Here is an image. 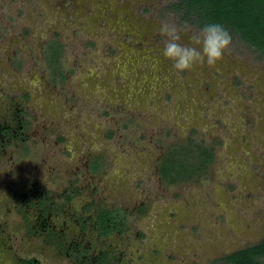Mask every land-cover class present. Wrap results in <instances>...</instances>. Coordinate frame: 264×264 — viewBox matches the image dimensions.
I'll list each match as a JSON object with an SVG mask.
<instances>
[{
	"label": "rangeland",
	"instance_id": "obj_1",
	"mask_svg": "<svg viewBox=\"0 0 264 264\" xmlns=\"http://www.w3.org/2000/svg\"><path fill=\"white\" fill-rule=\"evenodd\" d=\"M177 2L0 0V132L25 134L0 135V264H95L56 249L78 239L107 264H208L264 237V61L231 34L216 65L177 73L162 26L181 44L202 29ZM167 153L186 181L160 178ZM38 195L65 208L35 233ZM103 208L121 234L83 227Z\"/></svg>",
	"mask_w": 264,
	"mask_h": 264
},
{
	"label": "trees",
	"instance_id": "obj_2",
	"mask_svg": "<svg viewBox=\"0 0 264 264\" xmlns=\"http://www.w3.org/2000/svg\"><path fill=\"white\" fill-rule=\"evenodd\" d=\"M173 6L178 11L183 10V18L196 24L198 28L210 23L221 24L230 34L237 35L240 40L257 51L264 61V0H178ZM195 148L201 160L199 163L206 167L212 159V151L207 152L201 149L200 145H196ZM176 153L177 151L175 155ZM189 153L190 150L186 149V155ZM170 155L164 154L161 159L166 166L165 172H162L159 167L160 178L168 184L186 181L190 176L187 178L178 176L177 164L167 163V156ZM164 157L166 159H163ZM92 223L101 237L110 232H122L124 227L115 217V213L107 208L100 210ZM106 256L100 258L98 264H107ZM24 263L36 264L30 259L24 260ZM208 264H264V237L254 244L246 245L222 256L219 261L213 260Z\"/></svg>",
	"mask_w": 264,
	"mask_h": 264
},
{
	"label": "clouds",
	"instance_id": "obj_3",
	"mask_svg": "<svg viewBox=\"0 0 264 264\" xmlns=\"http://www.w3.org/2000/svg\"><path fill=\"white\" fill-rule=\"evenodd\" d=\"M161 32L167 36L163 56L172 62V67L180 74L191 71L198 63L216 65L233 42L230 32L219 23L205 24L191 38V44L196 46L179 43L180 36L175 27L163 25Z\"/></svg>",
	"mask_w": 264,
	"mask_h": 264
},
{
	"label": "flooded vegetation",
	"instance_id": "obj_4",
	"mask_svg": "<svg viewBox=\"0 0 264 264\" xmlns=\"http://www.w3.org/2000/svg\"><path fill=\"white\" fill-rule=\"evenodd\" d=\"M15 122L18 124L17 128L19 130H16V128H12L9 131H6L7 129L6 130L2 129V131L0 132V135L3 136L6 133L10 132L13 137H19L21 135L20 139L23 140L25 138L24 137L25 134H24V130H23V125H21L22 119L20 118V119H18ZM9 138H10V136H9ZM1 141L4 142L3 139ZM27 192L28 191H23V193H22L23 197L28 198L29 194ZM40 196L41 195L37 196L38 197V203H37V201H35V203H34V204H36V207H37V208H34V210H36V215H35L34 219H35V224H36V227H37V229L34 231L35 233H40V231H48L53 226V224L50 223L51 222V218L54 217L53 215L56 214V211H58V212L61 211L62 212L63 208H65V203H63L62 205H59V206H62V207H60V208L59 207H55V208L51 209L53 206H52V204H50V201H45V200H43V198L40 199ZM23 202H24V200H23V198H21V205L23 204ZM24 205L22 207H26V205L25 206ZM114 213H115V217H117L118 221H120L122 223L123 222V218H121L120 214L117 211L114 212ZM88 224H87L88 226L94 227L92 221L89 222ZM84 225H86V224L84 223ZM94 229H95V227H94ZM122 229L125 230L124 227ZM122 232L115 231L113 233H118V235H119ZM111 233L112 232H110V234ZM110 234H107L104 237H108ZM83 235H85V233H83ZM97 235L99 237V234H97ZM79 236H81V234H79ZM79 240L80 239H78L76 242H78ZM76 242L73 241L72 243H68V244H66V245H64L62 247H61V244H55V246H56V249L57 248L58 249H60V248H62V249H70L72 252L71 253H65V255L63 257H65L69 261H73V262H74V260H72V259H73V257H75L74 258L75 261L76 260H80L79 262H83L85 260H90L91 259V261H93V262L95 261V264H98V261L100 260V258H102V257L105 258V255H107L102 249H99V250H97V252L93 253V252H91V250H87V247L82 245L83 244L82 242H78V243H76ZM53 243L51 242L52 245H53ZM59 254L61 256L62 253H59ZM24 260H26V259H19V261L18 260L17 261L20 264H25ZM30 260H33V263L38 264V261L35 258H30ZM76 262H78V261H76Z\"/></svg>",
	"mask_w": 264,
	"mask_h": 264
},
{
	"label": "crops",
	"instance_id": "obj_5",
	"mask_svg": "<svg viewBox=\"0 0 264 264\" xmlns=\"http://www.w3.org/2000/svg\"><path fill=\"white\" fill-rule=\"evenodd\" d=\"M28 95H29L28 97H30V94H28ZM25 97L27 98V94H24V95H23V98H25ZM211 160H212V159H211ZM210 162H211V161H210ZM93 164H96V163H93ZM96 167H97V166L92 165V166H91V172H92V173H88V174L86 175V176H87V177H86V181H87L86 183H87V184L89 185V187H91V188L95 185L94 182L96 181V179L93 178V176H94L93 173L95 172ZM94 180H95V181H94ZM65 198H67V197H65ZM61 207H62V206H61ZM59 208H60V206H59ZM88 225H89V224H88ZM88 225H84L83 227L86 228V226L88 227Z\"/></svg>",
	"mask_w": 264,
	"mask_h": 264
}]
</instances>
